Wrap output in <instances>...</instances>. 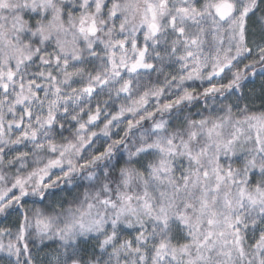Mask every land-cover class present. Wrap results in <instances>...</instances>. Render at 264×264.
<instances>
[{
  "label": "snow or ice",
  "instance_id": "obj_1",
  "mask_svg": "<svg viewBox=\"0 0 264 264\" xmlns=\"http://www.w3.org/2000/svg\"><path fill=\"white\" fill-rule=\"evenodd\" d=\"M0 264H264V0H0Z\"/></svg>",
  "mask_w": 264,
  "mask_h": 264
}]
</instances>
